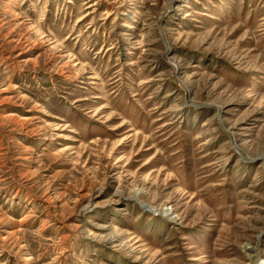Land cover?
<instances>
[{
	"label": "rangeland",
	"instance_id": "obj_1",
	"mask_svg": "<svg viewBox=\"0 0 264 264\" xmlns=\"http://www.w3.org/2000/svg\"><path fill=\"white\" fill-rule=\"evenodd\" d=\"M0 264H264V0H0Z\"/></svg>",
	"mask_w": 264,
	"mask_h": 264
}]
</instances>
